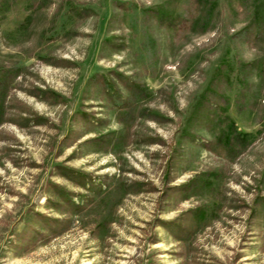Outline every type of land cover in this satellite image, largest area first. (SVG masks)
<instances>
[{
	"label": "rangeland",
	"instance_id": "1",
	"mask_svg": "<svg viewBox=\"0 0 264 264\" xmlns=\"http://www.w3.org/2000/svg\"><path fill=\"white\" fill-rule=\"evenodd\" d=\"M257 11L264 0H0V69L18 72L0 122V264H264V79L250 66L264 40L236 36ZM223 63L225 104L206 92ZM98 73L122 100V80L148 95L122 116Z\"/></svg>",
	"mask_w": 264,
	"mask_h": 264
},
{
	"label": "trees",
	"instance_id": "2",
	"mask_svg": "<svg viewBox=\"0 0 264 264\" xmlns=\"http://www.w3.org/2000/svg\"><path fill=\"white\" fill-rule=\"evenodd\" d=\"M71 9H72V12H74L78 16L88 14L91 10L89 7H77L75 5ZM236 36L241 39H246L247 42H249L250 44H255L260 41H263L264 40V15H262L259 11H257L256 15L253 16L252 20L248 22L241 30H239L236 33ZM250 66L252 68H255L257 71V74L261 76V78L264 79V56L262 58H259V59H256L250 62ZM225 68H228V66H226V64L224 63L221 64V66L217 70L218 72L215 74L214 79L209 85V89H207L206 91V92L212 93L213 98L218 97L219 98L218 100L223 101V104L227 102L226 101L227 97L223 95V92L221 89V86H222L221 83L222 82L224 83V81H229V77L227 78L224 72ZM228 69L231 70L230 67ZM17 74L18 72L16 68H5V69L1 68L0 69V122H2L4 118L2 109H3V104L5 102L6 92L8 91L11 82L15 79ZM96 75L98 77L97 79H99V76H100L102 80L101 83L104 86V91L106 93H109L111 96L113 94L114 97L119 99L115 102L119 103V106L123 114L122 116H128L130 114H134V110H135L134 102L136 100L143 99L148 95V90L143 84L132 82L131 80L129 81L122 80L124 81V84L126 85V88L129 92V97H127V99L122 100L120 91L115 89V84L112 82V80H110L107 77V75L102 74V73H98ZM111 89H113V91ZM43 92L45 91L44 90L40 91V93H43ZM206 100L209 101L208 98ZM213 102L209 104L210 107L214 106ZM217 104H216V107L218 106ZM144 112L145 110L142 109L140 114L143 115ZM122 121L129 122V117L122 118ZM225 138L226 140L225 139L223 141L221 140V142L226 146L227 149H230L232 146L230 144L231 143L230 140L233 139V137L230 140L228 139L227 136H225ZM234 140H237L236 142H240L239 141L240 139L238 137L234 138ZM62 173L68 176L69 178L77 181L78 183L82 184L83 186H86L87 184H89V187H92V188L93 186L95 187V185L93 184V179H89L90 175H88L87 173L77 172L73 169H68V168H64ZM70 195L71 193L65 192L64 190H62L60 193V196L65 201L72 203L73 200L71 199L72 197ZM161 222L164 223L166 226H168L170 223V221H161Z\"/></svg>",
	"mask_w": 264,
	"mask_h": 264
}]
</instances>
